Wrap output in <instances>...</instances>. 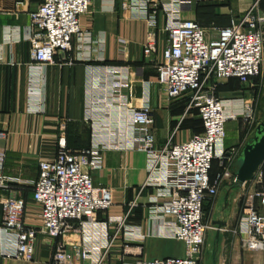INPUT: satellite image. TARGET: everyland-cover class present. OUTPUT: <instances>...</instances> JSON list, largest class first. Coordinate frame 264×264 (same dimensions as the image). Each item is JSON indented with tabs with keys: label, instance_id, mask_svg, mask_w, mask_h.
<instances>
[{
	"label": "built area",
	"instance_id": "obj_1",
	"mask_svg": "<svg viewBox=\"0 0 264 264\" xmlns=\"http://www.w3.org/2000/svg\"><path fill=\"white\" fill-rule=\"evenodd\" d=\"M199 0H137V9L149 26L142 44V56L148 62L157 58L155 29L159 15L166 44L156 63L155 83L159 97L166 105L184 103L180 122L195 113L202 132L186 141L168 142L158 147L151 115L150 86L141 85L140 102L135 106L129 80L126 42L121 64L107 65L91 61L81 52L90 45L89 34L82 31L80 17L89 12L92 0H39L29 12L30 24L22 39L30 46L31 63L27 70V111L44 112V80L55 57L65 54L71 64L73 44L79 43L77 60L85 64L82 121L88 129V145L69 149L65 128L57 141L55 157L39 162L37 180L33 184L30 206L18 187L0 175V258L24 262L35 259L38 235L57 240L49 264H105L114 243L123 241V252L134 254L133 243L141 251L145 239L154 238L180 242L182 257L138 260L132 264H199L207 230L204 206L211 203L225 183L234 184L233 163L240 149L225 151V123L242 119L255 129L260 121L254 117L253 97L222 99L217 87L235 79L253 87L264 63V10L254 2L231 24L213 28L210 38L205 28L194 20L182 18ZM23 2L15 1L17 6ZM19 32L4 30L9 43L19 39ZM84 46V47H83ZM6 138L0 132V140ZM105 152L141 153L145 156L147 178L142 187L154 189L146 205L145 225L129 224L137 206V198L128 205L121 217L102 221L98 214L107 212L113 204L112 189L95 186L92 172L101 169ZM220 171L213 179V161ZM254 190L241 208L237 232L243 249L264 252V216L254 207L257 199L264 205V160L250 181ZM112 234L109 235V229ZM77 229L79 244L72 250L62 239ZM213 229V228H212ZM59 240V241H58Z\"/></svg>",
	"mask_w": 264,
	"mask_h": 264
},
{
	"label": "crops",
	"instance_id": "obj_2",
	"mask_svg": "<svg viewBox=\"0 0 264 264\" xmlns=\"http://www.w3.org/2000/svg\"><path fill=\"white\" fill-rule=\"evenodd\" d=\"M15 1L17 0H0V132L6 135L4 140H0V175L8 179L11 186L20 189L24 200L30 206L39 162L55 157L61 127L65 128L66 142L70 147L81 149L88 145L89 133L82 121L85 64L77 60L80 50L76 41L71 53V64L65 63V54H58L45 72L44 112L29 113L27 70L31 57L30 46L22 36L30 24L29 12L37 8L39 0H20L23 3L19 6ZM92 1L89 12L80 17V27L89 34L91 41L81 52L91 58V61L119 65L122 63L125 45L123 43L126 42L129 80L135 97L132 103L135 106L140 104L137 98L140 96L142 83H153L150 86V105L157 146L163 147L176 128V133L171 139L173 143L186 141L201 133L202 125L196 114L193 116L192 113L180 122L184 103L164 104L159 97V88L154 85L156 63L166 44V34L162 31V16L159 15L154 30L157 58L154 62H148L143 59L142 44L151 30L137 9V0ZM253 2L254 0H199L191 9L182 12V18L199 22L210 38L213 27L229 26L231 21L240 16ZM261 10H264V1L261 3ZM9 28L17 30L20 36L19 39L7 43L4 40V30ZM258 79H264V63L260 76L253 81ZM235 82L238 83L235 79H230L223 84L227 83L228 87H233L236 86ZM240 120H228L225 123L223 147L227 152L231 149L241 150L250 139L245 138L246 130L241 122L243 120ZM227 126L231 127L233 133L230 141L227 140ZM214 162L220 171L219 162ZM145 167V156L141 153L103 154L101 169L93 171L91 176L95 186L112 189L113 204L107 212L98 214L99 220L124 216L129 203L137 198V206L129 217V224L141 227L143 231L146 229L145 208L154 189L142 187L147 178ZM225 187L226 192L220 201L219 193ZM253 190L250 182L236 188L234 184L225 183L215 199L207 204L214 206L213 210L219 211L220 217L210 221L213 229L206 234L199 264H264V252L243 249L241 236L233 232L237 229L244 200ZM261 190H264V187H261ZM4 194L5 191L0 190V195ZM254 207L264 216V205L257 199L254 200ZM30 210V214H35L34 208ZM111 234L112 228L109 229V235ZM79 241L80 234L77 229L62 239L69 250L76 247ZM56 242L57 240L45 235H38L33 261L24 262L2 257L0 264H49ZM171 242L176 241L148 238L143 241L140 252L137 249L139 244L133 243L130 246L134 254H126L123 252V241L117 240L105 264H132L138 260L166 258L169 256L155 255L152 247Z\"/></svg>",
	"mask_w": 264,
	"mask_h": 264
},
{
	"label": "rangeland",
	"instance_id": "obj_3",
	"mask_svg": "<svg viewBox=\"0 0 264 264\" xmlns=\"http://www.w3.org/2000/svg\"><path fill=\"white\" fill-rule=\"evenodd\" d=\"M227 83L224 85L223 89L220 91V94H219L220 98L227 100V99H239V98L246 99V98L253 97L254 100L257 101L254 105L255 121L258 120L261 122L264 117V79L263 80L258 79L256 81H253L252 88H249V86L240 84L239 81L238 83L235 82L236 86H233V87L231 86L228 87ZM192 115L194 116V113ZM194 122H197V121L194 120ZM241 122H243V126L245 127V130H246L245 138L249 139L250 137L251 139V137L253 136L254 129L249 130L250 126L246 122H244V120ZM182 130H185V128H182ZM227 131H228L226 133L227 140L230 141L233 138L231 127H228ZM226 189L227 187L223 188L220 191L219 197H218V199L220 198V201H222L223 196L226 192ZM221 207H219V210L221 209ZM213 209H214V206L212 207L210 204V205H207L204 210V222L210 227V229L207 230V233H210L212 230L210 221L213 220L214 218L216 220L220 217V212L219 211L216 212ZM152 249H153V253L158 256L163 255V256H169V257H182L183 252H184L182 244L177 243V242L156 244V245H153ZM200 260H201V257H200Z\"/></svg>",
	"mask_w": 264,
	"mask_h": 264
},
{
	"label": "water",
	"instance_id": "obj_4",
	"mask_svg": "<svg viewBox=\"0 0 264 264\" xmlns=\"http://www.w3.org/2000/svg\"><path fill=\"white\" fill-rule=\"evenodd\" d=\"M263 160L264 117L253 130V136L251 139H249V141L241 148L236 157L233 165V173L235 177L234 187H240L243 184L250 182Z\"/></svg>",
	"mask_w": 264,
	"mask_h": 264
},
{
	"label": "trees",
	"instance_id": "obj_5",
	"mask_svg": "<svg viewBox=\"0 0 264 264\" xmlns=\"http://www.w3.org/2000/svg\"><path fill=\"white\" fill-rule=\"evenodd\" d=\"M197 22V21H196ZM201 27H203L199 22H197ZM204 28V27H203ZM213 28H215V27H213ZM221 28H223V27H221ZM237 81V80H236ZM223 87H224V84H220V85H218V87H217V94L219 95L220 94V91L223 89ZM66 145H67V148H69V149H73V150H76V148H72V147H70L68 144H67V142H66ZM78 149V148H77ZM219 172V169H217V164H216V162H214L213 161V163H212V167H211V171H210V178L211 179H213L214 177H215V175L217 174ZM205 207V206H204Z\"/></svg>",
	"mask_w": 264,
	"mask_h": 264
}]
</instances>
